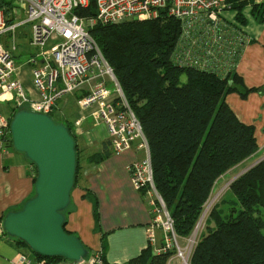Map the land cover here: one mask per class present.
Here are the masks:
<instances>
[{"label":"trees","instance_id":"1","mask_svg":"<svg viewBox=\"0 0 264 264\" xmlns=\"http://www.w3.org/2000/svg\"><path fill=\"white\" fill-rule=\"evenodd\" d=\"M11 1L0 0V8L10 7ZM227 4L231 11H237V22H245L242 11L248 5H252L259 22L264 20V5H255L254 0H227ZM95 12L91 0L88 9L77 13L91 16ZM165 19L173 26L161 23ZM127 22L122 27V23L98 25L91 33L141 122L155 187L174 220L176 234L189 238L217 180L260 149L255 127L241 122L226 101L231 93L245 95L248 90L236 71L220 76L175 63L173 51L181 33L178 20L163 15L155 20ZM54 113L50 115L54 117ZM66 125L76 139L75 125L68 121ZM103 148V153L89 160L99 162L109 156V146L104 144ZM80 168L77 142L76 183ZM232 188L241 209L234 208L227 220L218 218L217 228L198 238L190 264H264V160ZM173 254H157L148 246L128 264H168Z\"/></svg>","mask_w":264,"mask_h":264},{"label":"built area","instance_id":"2","mask_svg":"<svg viewBox=\"0 0 264 264\" xmlns=\"http://www.w3.org/2000/svg\"><path fill=\"white\" fill-rule=\"evenodd\" d=\"M95 14L80 16L91 0H12L10 7L0 8V104L24 106L39 113L52 114L69 95L83 87L87 93L77 105L79 112H91L95 121L103 123L113 152L129 150L134 143L148 155L130 168L137 190H148L152 222L148 228L149 244L157 254L174 252L183 264L198 242L201 220L182 247L174 220L158 193L151 164L148 140L141 122L132 110L118 82L113 67L104 57L91 31L98 25L108 26L138 20L148 21L167 15L178 20L181 33L173 51L175 63L227 76L236 71L243 51L250 43L242 27L224 15L230 10L227 0H94ZM24 11L32 24V46L45 48L55 44L50 54L44 51L30 58L32 78L38 98H32L18 76L19 63L15 49H8L2 37L15 32L17 15ZM42 50V49H41ZM111 82L114 93L108 88ZM84 114L73 121L75 130L85 120ZM10 116L0 109V152L13 147ZM72 123V122H71ZM78 134V133H77ZM208 207V206H207ZM206 207V211H207ZM203 212V217L206 214ZM161 233V240L158 237ZM172 255V256H173ZM170 257V259L172 258ZM84 263V262H83ZM65 258L49 260L32 251L18 254L13 264H83ZM91 264H105L97 253Z\"/></svg>","mask_w":264,"mask_h":264},{"label":"crops","instance_id":"3","mask_svg":"<svg viewBox=\"0 0 264 264\" xmlns=\"http://www.w3.org/2000/svg\"><path fill=\"white\" fill-rule=\"evenodd\" d=\"M254 4L264 5V0H254ZM242 13L244 23L237 22V11L229 10L224 15L230 23L239 24L250 39L236 68V73L243 80L242 85L248 91L245 95L231 93L226 101L241 122L255 127L259 150H264V20L259 22L255 18L252 5L246 6ZM16 38L17 35L13 36L14 43ZM14 49L15 56L19 58L18 76L23 82L25 78H32L29 60L36 54L33 51L20 54L16 46ZM27 81L25 88L28 95L38 98L34 84L29 81L27 84ZM86 93L87 87H83L67 96L55 111L57 119H54L66 124V121L72 122V119L76 120L84 114L86 119L77 129L79 138L86 145L84 147L88 148L101 140L103 146H109L110 155L99 162L88 158L81 164L76 186L71 193L65 229L78 236L90 251L89 258L83 264H91L97 253L102 254L105 264H128L150 246V196L148 190L135 188L130 171L133 164L147 158L148 152L139 148L138 143L124 152H113L106 126L91 116L96 107L88 112H79L77 101ZM97 153H103L102 149ZM33 165L13 147L0 152V264H13L19 253L27 252L24 246L7 236L3 221L10 211L21 209L34 195L37 170ZM158 237L161 240V233H158ZM179 240L182 247L187 245V238ZM168 264L183 263L173 255Z\"/></svg>","mask_w":264,"mask_h":264},{"label":"water","instance_id":"4","mask_svg":"<svg viewBox=\"0 0 264 264\" xmlns=\"http://www.w3.org/2000/svg\"><path fill=\"white\" fill-rule=\"evenodd\" d=\"M10 129L13 148L35 165L37 176L34 195L6 215L4 232L39 256L83 263L90 251L65 230L77 178L75 137L52 115L27 108L14 114Z\"/></svg>","mask_w":264,"mask_h":264},{"label":"rangeland","instance_id":"5","mask_svg":"<svg viewBox=\"0 0 264 264\" xmlns=\"http://www.w3.org/2000/svg\"><path fill=\"white\" fill-rule=\"evenodd\" d=\"M230 12H231V10H230ZM17 18L18 19L16 22H17V24L19 23L20 25L17 26V29L15 30V32H10V33H8L2 37V41H3L4 45H6L9 49H14V46H16L18 51L20 52V54H25V55L30 54L31 51H33L34 54H36V52L39 53L42 51H44V53H46V54H50L53 50V47H54L53 44H55V43L49 42L44 49L41 48L40 46H32L30 43L33 39V37H32V24L30 22H27V17H26V15L22 9H21L19 15H17ZM130 22H132V20ZM126 23H129V22L122 23V24H120V26L122 27ZM161 23H163L164 25H168L170 27L173 26V24H174L170 19H165ZM16 35H17V38H16V41L14 43L13 36H16ZM96 37L98 38L101 46H103L101 35L98 33V34H96ZM33 53H31V54H33ZM18 59L19 58L17 57V61H18ZM31 73H32V68H31ZM27 80L31 84H34L33 79L31 77H29V78H25L23 80L24 86L26 85L25 82ZM28 81H27V84H28ZM108 88L114 93L115 88L111 82L108 83ZM24 108H27V107H24V106L19 107L18 105L13 106L10 104H5V103L0 104L1 111L4 112V114H6L7 116H10L11 119L13 118L14 114L18 110L24 109ZM54 117L57 119V116L55 114H54ZM73 121L74 120L72 119V125L74 124ZM59 123H61V121H59ZM76 140H77V142H80L79 143L80 146L78 144L80 165L83 164L86 159H88V158L90 159L92 156L97 154L98 150L102 149V151L104 152L103 141H101V140L98 141L95 145L91 144L88 148H85L86 145H83V139L79 138L78 134L76 136ZM260 160H264V150H259L253 156L249 157L248 159H245L241 164H239V165L235 166L234 168L228 170L226 173H224L217 180L214 191H213L209 201L205 205L204 211H206V207L209 206V203L213 202V204L211 207H208L204 217L202 214V216L199 219V221H200L202 218L201 228H200L201 230L199 231L198 236L199 235L202 236L203 234L207 233V231L209 229L217 228V221L216 220L218 218H220L222 220H227L229 214L233 211L234 208L237 210L241 209V204H240L238 198L236 197V194H235L232 186L236 183V181L241 176H243L246 172H248L255 165H257L260 162ZM262 192H263V202H264V191H262ZM262 215H264V208L262 211ZM16 242L18 243V245H21V243L19 241H16ZM180 242L181 241L179 240V243ZM180 245H182V244L180 243ZM25 250L30 252L29 248H26Z\"/></svg>","mask_w":264,"mask_h":264},{"label":"bare ground","instance_id":"6","mask_svg":"<svg viewBox=\"0 0 264 264\" xmlns=\"http://www.w3.org/2000/svg\"><path fill=\"white\" fill-rule=\"evenodd\" d=\"M212 204H213V202L209 203V206H208V207H211V206H212ZM208 207H207V209H208Z\"/></svg>","mask_w":264,"mask_h":264}]
</instances>
